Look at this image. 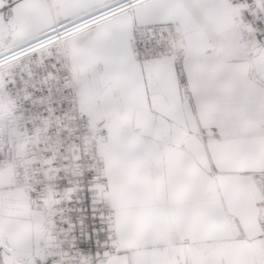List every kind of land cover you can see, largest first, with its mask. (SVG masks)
I'll return each mask as SVG.
<instances>
[{
	"label": "snow or ice",
	"instance_id": "6c2138e0",
	"mask_svg": "<svg viewBox=\"0 0 264 264\" xmlns=\"http://www.w3.org/2000/svg\"><path fill=\"white\" fill-rule=\"evenodd\" d=\"M0 264H264V0H0Z\"/></svg>",
	"mask_w": 264,
	"mask_h": 264
}]
</instances>
